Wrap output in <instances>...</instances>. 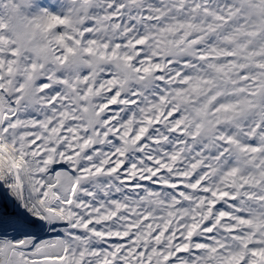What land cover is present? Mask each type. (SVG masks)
Segmentation results:
<instances>
[{"label": "snow or ice", "instance_id": "snow-or-ice-1", "mask_svg": "<svg viewBox=\"0 0 264 264\" xmlns=\"http://www.w3.org/2000/svg\"><path fill=\"white\" fill-rule=\"evenodd\" d=\"M0 264H264V0H0Z\"/></svg>", "mask_w": 264, "mask_h": 264}]
</instances>
